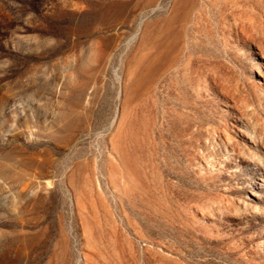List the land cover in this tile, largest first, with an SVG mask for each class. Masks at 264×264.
Listing matches in <instances>:
<instances>
[{"label": "rangeland", "instance_id": "374dc122", "mask_svg": "<svg viewBox=\"0 0 264 264\" xmlns=\"http://www.w3.org/2000/svg\"><path fill=\"white\" fill-rule=\"evenodd\" d=\"M0 264H264V0H0Z\"/></svg>", "mask_w": 264, "mask_h": 264}]
</instances>
